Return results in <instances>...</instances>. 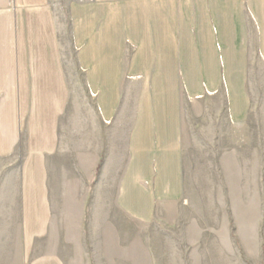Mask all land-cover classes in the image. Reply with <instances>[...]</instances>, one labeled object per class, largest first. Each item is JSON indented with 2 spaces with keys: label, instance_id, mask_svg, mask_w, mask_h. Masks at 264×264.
<instances>
[{
  "label": "crops",
  "instance_id": "obj_1",
  "mask_svg": "<svg viewBox=\"0 0 264 264\" xmlns=\"http://www.w3.org/2000/svg\"><path fill=\"white\" fill-rule=\"evenodd\" d=\"M67 18L69 53L48 0H0V264H92L88 202L141 226L182 208L186 126L216 108L243 131L264 94V0H86ZM79 87L100 125L123 110L122 157L98 169L113 183L94 180L96 165L82 188L53 183Z\"/></svg>",
  "mask_w": 264,
  "mask_h": 264
},
{
  "label": "rangeland",
  "instance_id": "obj_2",
  "mask_svg": "<svg viewBox=\"0 0 264 264\" xmlns=\"http://www.w3.org/2000/svg\"><path fill=\"white\" fill-rule=\"evenodd\" d=\"M81 1L86 0H48L56 24L64 33L62 42L68 53L67 9L71 3ZM79 89L71 95L59 125L62 152L51 161L53 183L78 184L82 188L93 181L90 175L94 165L96 182L106 179L113 183V175L104 178L98 169L111 165L113 170L122 157L126 128L123 110L111 126L100 125L90 105L92 98ZM255 97L249 116L255 121L243 131L232 130L216 108L206 119H192V126H186L183 146L187 201L182 208L172 207L161 212L157 221L141 226L118 217L113 207L87 201L82 216L84 240L80 241L84 261L264 264V94ZM7 165L8 159H0V183L8 178ZM103 213L111 214L110 224L97 220ZM91 216L96 221H88ZM108 229L110 236L105 239L103 232L106 230L107 236Z\"/></svg>",
  "mask_w": 264,
  "mask_h": 264
}]
</instances>
